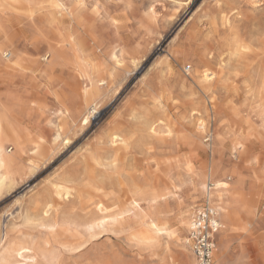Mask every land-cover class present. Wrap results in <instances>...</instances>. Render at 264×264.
Listing matches in <instances>:
<instances>
[{"label":"rangeland","instance_id":"1","mask_svg":"<svg viewBox=\"0 0 264 264\" xmlns=\"http://www.w3.org/2000/svg\"><path fill=\"white\" fill-rule=\"evenodd\" d=\"M18 1L0 0L18 47L61 33L76 45L17 82L23 144L0 184V264H190L187 231L176 229L201 192L181 178L187 165L206 173L210 159L235 164L223 178L239 181L244 200L222 235V260L264 264V0ZM97 62L108 82L87 115L82 93ZM202 68L213 73L208 83ZM5 91L0 82L2 100ZM61 103L80 116L64 122ZM111 133L121 134L117 145ZM150 219L167 233L155 235ZM92 220L103 224L89 231Z\"/></svg>","mask_w":264,"mask_h":264},{"label":"bare ground","instance_id":"2","mask_svg":"<svg viewBox=\"0 0 264 264\" xmlns=\"http://www.w3.org/2000/svg\"><path fill=\"white\" fill-rule=\"evenodd\" d=\"M48 1H50V0H48ZM249 1L251 2V4H253L255 6H259V4H260L259 3L257 5V2L259 0H249ZM56 2L58 3L59 0H55V3ZM51 24H52V22H51ZM53 24H54V22H53ZM54 27L56 28V26H54ZM8 28L10 29V27H8ZM41 33H42V31H41ZM43 34H45V33H43ZM72 35H74V34H72ZM72 35L68 34V33L67 34L61 33L58 35L53 34L51 37L42 36V39H44V41L46 42L45 44H43V46L37 45V46L31 47V46H28V43H26V44H23L22 47H18V43L21 40V39L19 40V36L14 32H12V33L10 31L7 32L6 29L4 28V25L0 22V82L2 84L4 83L5 87H6V91L4 93V100L0 99V184H1V182H3V180L6 178V176L8 174L12 173L11 169L13 167V164L15 163L16 154H17V152L21 146V143H22V137L20 135L21 124H20L19 117H18L19 116L18 110H19L20 105L22 103V101H21L22 96L20 97V94H19L20 90H19V87L17 88V82H24L23 80L28 73L34 72L36 69H38L41 66V65H39L41 60L48 63L52 60V56L55 53H59L61 55L63 52V47H65L66 44H69L71 46L76 45V43H74V39H73ZM75 37H76V35H75ZM24 41H25V39H24ZM22 43H24V42H21L19 44H22ZM13 45H15L17 47L16 53H12L10 51L6 52ZM41 45H42V43H41ZM83 45H84L83 41H81L79 47L81 48V47H83ZM259 45H260L261 50L264 52V40L263 39L259 40ZM42 48H44L48 51L47 55H45L42 59H39L38 56H36L37 54L35 55V57H32L33 56L32 54L34 52L37 53ZM76 50H77V48H76ZM78 53H79V51H78ZM77 56L80 57L79 54H77ZM81 61H82V59H81ZM48 67H50V66H48ZM90 67H91V69L90 68L89 69L92 71V75H93V77L91 78L92 79V87L89 89L83 90V93H82L83 107L86 109L87 115L94 114L96 112V106H97V101L95 100L96 92L98 89H100L102 86L106 85L108 82L107 78L104 77L106 75V74L104 75L106 70H105V66L103 63L97 62L95 64L90 65ZM212 79H213V73L211 71H209L206 68H202L200 70V81L201 82L208 83ZM71 89H73V88H71ZM65 100L67 101V99H65ZM59 107H60V110H59L58 116L60 119H63L64 122L67 118H69V115L80 116L81 110H79V109H72L64 103H61V106H59ZM82 120H83L82 124H85L87 122V118H85V119L81 118V121ZM62 124L59 123L58 130L62 128ZM199 126L201 127V129L203 131H205L206 127L204 124H199ZM119 135H121V134H119ZM119 135L116 133H111L109 135L108 139H110L111 143L117 145L118 144L117 140H118ZM7 142H10L11 144H13V146H14L13 150L10 149V151H6L5 145ZM27 146H29V145H27ZM28 148H30V146ZM24 149H25V147H24ZM38 153H39V151H38ZM187 162H189V161H187ZM207 163H208V165H207L206 173H204L203 168L197 169V168H194L193 166L187 165L186 171L183 174L181 180L184 184H186L192 188L193 194L200 191L201 197L204 194V190H205L207 181L210 180L213 183V189L211 190V195L215 196L217 199V205H218V211H219L218 213H219V219H220V228H219L215 237H221L220 242L218 244H215V247L213 250V264H225V262L222 260V255H223L224 247H225V241L222 238V235L224 232H226V231H228L234 227V225L237 221L236 210L238 209L239 206H241L243 204L242 202L244 201L243 200V194L240 192L241 190L239 189L240 185H239L238 180L233 179V181H229L226 178H225L226 180L223 178V175L227 169H231L233 172H236L235 164H231L229 166V168H227L225 165H221L220 161H218V160L210 159ZM205 178H207L206 182H205ZM6 184H8V183H6ZM5 187H6V185H5ZM55 192H56V190H55ZM57 192H58V194L61 193L59 191V189ZM63 193L68 195V192L66 191V189ZM60 196H61V194H60ZM132 203L135 204V203H137V201L132 200ZM195 206L196 205L193 203V200H191L189 203L185 204V209L182 211V218L179 220L178 228L176 230L181 232V231L186 229V231H187L189 224H190V217L193 213V209ZM50 207H51V205L49 204L46 207V209L44 210V214L46 216L48 214ZM97 207L100 211L102 210V205H98ZM122 220H125V217H122ZM101 221L95 222L92 220V221L85 222L87 230L90 231V230L94 229L95 227L102 226L103 223ZM145 223L147 224V226L152 230V232L155 235H160L161 233H167L164 223H160L154 219H150L148 222H145ZM180 236H181V234H180ZM152 240H154V239H152ZM152 240H149V241H152ZM180 241L182 243L181 244L182 248H184L188 252V255L190 258V264H196V260H195L193 254H192V252H191V250L187 244V238L186 237H184L182 239L180 238ZM23 248H25V247L22 246L20 249H23ZM26 249L28 251H31L30 248H28V247ZM23 250H25V249H23ZM30 253H29V255L26 254L27 255L26 257L34 259V256ZM19 254H20L21 258H24V257H22L24 255V253H22L23 254L22 255L19 251ZM9 264H19V262L14 261V262L9 263ZM165 264H168V263L166 262ZM179 264H183V263L181 262Z\"/></svg>","mask_w":264,"mask_h":264},{"label":"built area","instance_id":"3","mask_svg":"<svg viewBox=\"0 0 264 264\" xmlns=\"http://www.w3.org/2000/svg\"><path fill=\"white\" fill-rule=\"evenodd\" d=\"M212 189L213 183L208 180L203 196L193 209L186 232L187 244L196 264H213L215 236L220 228V219L217 199L211 195Z\"/></svg>","mask_w":264,"mask_h":264}]
</instances>
